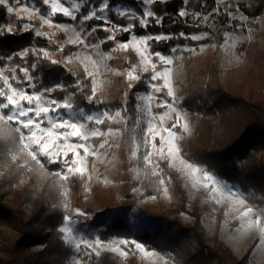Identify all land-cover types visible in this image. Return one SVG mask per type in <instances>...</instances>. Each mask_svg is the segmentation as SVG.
Listing matches in <instances>:
<instances>
[{
	"label": "rangeland",
	"instance_id": "374dc122",
	"mask_svg": "<svg viewBox=\"0 0 264 264\" xmlns=\"http://www.w3.org/2000/svg\"><path fill=\"white\" fill-rule=\"evenodd\" d=\"M97 1L61 0L75 19L62 13L49 15L51 0L47 6L42 0H7L0 4L5 13L0 29L32 34L31 42L24 48L0 51V91L11 94L4 84L7 79L13 88L19 90L23 86L29 95L42 94L60 103L67 99L73 109L58 110L64 119L86 123L102 133L89 137L87 142L70 138L68 143H85L92 154L84 156L83 149H77L80 156L76 159L83 164L84 175L62 180L55 175L57 165L45 163L40 168L31 161L30 150L21 151L13 123L0 119V197L27 216L53 207L59 215L55 234L70 241L64 242L71 249L66 264H264V213L260 211L264 209V196L248 186L220 178L196 158L209 142L228 135L227 129L217 128L216 132L214 127L220 128L216 121L219 113L212 119L214 113L202 102L205 89L223 86L242 93L249 83L254 86L257 73L264 76V70L259 68L262 60H255V52L264 50V12L257 17L248 16L242 6L248 7L249 0H183L181 16L192 15L203 26L217 27V15L222 13L226 28L219 40L210 30L177 35L182 42L162 51L152 49L148 37L159 36V40H153L165 42L171 34L150 29L148 18L152 16L144 15L153 13L151 5L155 0L115 4L103 11L100 9L107 0ZM73 4L77 7L73 8ZM9 7L13 8L11 13ZM94 11L98 18L83 21L84 15L91 17ZM42 18L50 20L51 26L43 24ZM37 32L41 34L36 35ZM109 36L113 39L109 40ZM80 40H91L93 46L85 47ZM122 43H127L128 49L120 48ZM167 60L171 63L166 64ZM47 67L51 70L44 78ZM129 71L141 80L129 81ZM157 72L161 75L151 81ZM29 76L31 80L27 79ZM47 76L54 79L48 81ZM166 80L172 97H168V88L164 87ZM130 82L135 86L132 90L128 87ZM153 84L162 91L156 92ZM56 85L63 88H55ZM48 88L54 90L45 92ZM93 89L95 96L89 102ZM0 100L7 102L4 97ZM25 103L21 102L22 106ZM168 103L176 110L167 107ZM81 109L85 116H99L104 123L86 121L80 115ZM105 111L108 116H102ZM117 111L121 113L119 117L115 115ZM178 114L181 121L173 129L177 133L173 143L181 153L169 155L166 161L157 148L166 135L163 129L171 128ZM184 124L187 131L181 130ZM41 126H48L47 121ZM150 127L152 132L148 131ZM156 133L160 135L145 147L144 141ZM127 139L131 143L129 155L125 149ZM149 152L153 163L143 159ZM52 158L57 159L55 155ZM60 158H64L63 151ZM67 158L72 159L71 152ZM181 160L225 182L222 190L211 192L213 186L220 185L208 182L206 188L203 171L192 176ZM157 164L164 172L153 175L160 173ZM161 179L164 184H160ZM229 187L237 196L228 192ZM241 198L245 199L243 204L239 203ZM249 207L253 212L241 217ZM258 217L260 224L254 223ZM61 228L70 232L61 233ZM3 230L0 224V232ZM157 230L163 231V238L150 239ZM96 241L101 243L97 245ZM133 241L154 255L145 256ZM77 243L81 244L79 252Z\"/></svg>",
	"mask_w": 264,
	"mask_h": 264
},
{
	"label": "trees",
	"instance_id": "16d2710c",
	"mask_svg": "<svg viewBox=\"0 0 264 264\" xmlns=\"http://www.w3.org/2000/svg\"><path fill=\"white\" fill-rule=\"evenodd\" d=\"M134 1L136 0H107L106 3L108 7H112L115 4ZM182 2L183 0H164L160 3L155 0L152 3L153 15L148 18V27L171 34L165 42H155L151 39L152 49L166 51L182 42L181 39H177V35H188L204 30H210V33L220 39L222 30L226 28L225 15L222 13L217 15L215 21L217 27L213 25L206 27L200 20L196 21L192 15L181 16ZM248 2V7L242 6L248 16L257 17L264 12V0ZM4 19V9L0 8V24ZM31 38L30 33H9L0 29V51L11 52L24 48L31 42ZM188 40L194 43L193 40ZM255 56L256 61L261 59L264 64V50L255 52ZM262 63L260 61L259 68L264 70ZM50 70L51 68L47 67L42 77L45 78ZM256 76L254 86L249 83L242 93L223 86L202 90L205 91V101L202 102L214 113L212 119L219 113L216 121L220 122V128L216 126L214 128L221 131L227 129L228 135L222 140L214 139L209 142L208 146L201 149L202 155L196 158L220 178L248 186L263 197L264 85L262 83L264 76L261 73H257ZM47 77L48 81L54 79ZM207 119L211 120V116H207ZM126 143L128 148L125 149L129 155L130 140L127 139ZM6 201L0 197V224L4 228L0 232V264H66V256L71 249L55 234L59 215L53 207L50 209L45 207L42 211L27 216L18 206H11ZM162 232V230L155 231L150 239L160 240L163 238ZM239 263L237 261L236 264Z\"/></svg>",
	"mask_w": 264,
	"mask_h": 264
},
{
	"label": "snow or ice",
	"instance_id": "6c2138e0",
	"mask_svg": "<svg viewBox=\"0 0 264 264\" xmlns=\"http://www.w3.org/2000/svg\"><path fill=\"white\" fill-rule=\"evenodd\" d=\"M148 2H151V0H148ZM7 0H0V4H6ZM42 3L44 5H49L50 0H42ZM73 8H76L77 5L73 4ZM108 8V4L104 3L103 7L100 9L103 11L104 9ZM13 11L12 7L8 8V12L11 13ZM63 14L64 17H72L73 16L72 11L69 10L68 7H65L61 0H51V13L49 15L56 16L57 14ZM183 14V13H181ZM145 16H152L153 13L151 12H145ZM93 17H97V13L94 11L92 13V16L84 15L83 21H87ZM98 18V17H97ZM43 24H48L51 26L52 22L48 20L47 18H42ZM159 22V21H157ZM146 23V22H145ZM57 28H60L59 23L56 24ZM98 29H93L92 31L95 32ZM124 32H127V28H123ZM9 33L12 32L11 29L8 30ZM41 33L37 32L36 35H40ZM90 34V33H89ZM109 40L113 39L112 36L108 37ZM148 39H156L159 40L160 37H148ZM141 41H137V43H140ZM80 43H84L85 47H92V41L89 40L85 42L84 40H80ZM129 45L127 43L120 44V48L128 49ZM157 56L160 55V53H156ZM44 56L47 57L48 53L44 52ZM162 60H164V57H160ZM100 59H103L101 56ZM51 63L56 64V60H52ZM166 64H170L171 61L167 60L165 61ZM32 67H36V65H32ZM20 71L27 73V69L21 68ZM167 72V70H166ZM91 76V73L88 74ZM161 74L159 72L153 74L151 76V81L157 80V78ZM129 81H137L139 82L141 80V77L139 75H134L133 72L129 71L127 73ZM15 79V77H13ZM28 80H31L32 77H27ZM77 87H79L80 80H77ZM4 84L8 85L9 90L11 91V94L6 95L5 92L0 91V97H4L6 99V103L3 102V100H0V110L3 111V115L0 116V119H4L6 122H12L14 126L15 133H18V140L19 144L22 146L21 151L23 149H29V156L31 158V161H34L36 165H39L40 168L45 167V163L49 165H57L58 167L55 170V175L60 176L62 180H68L70 176L74 177L76 175L83 176L84 175V166L82 163H80L76 158L80 156V153L77 151V149H83L84 156L91 155L92 153L89 151V147L86 146L85 143H68L70 138H75L76 141H85L87 142L89 140V137H99L102 135V133L96 129L89 127L86 123H80L79 121L72 122L68 119H64L63 116L60 115V112L58 110H66L68 112H71L73 109V104L68 102L67 99L64 100L63 103L58 102L56 99H48L47 97L43 96L42 94H32L29 95L23 90V86L19 90L12 87L11 84H9V81L7 79L4 80ZM129 89L132 90L135 86L130 82L128 85ZM164 87L168 88L167 95L168 97H172L174 94L171 90L169 82L166 80ZM55 88H63V85H56ZM152 88L156 92H161L162 89L155 84L152 85ZM54 89L48 88L45 89V92L51 93ZM19 97L18 99L14 97ZM95 96V89L92 90V95L88 97L89 102L93 100V97ZM21 102H26L24 106H22ZM43 104H46L48 106H42ZM34 105V106H33ZM158 106H164V105H158ZM167 107L172 108L173 111L176 109L173 108L172 103H168ZM49 113H52L54 115L50 116ZM80 115L84 117V119L88 122H94L96 125H100L104 123V120L97 116L94 117L93 115H86L84 113V110H80ZM109 112L105 111L102 113V116H108ZM117 117L121 115L120 111H117L115 113ZM163 118L161 117V122ZM44 121H47L48 126L42 127V123ZM181 116L178 114L176 117V123L172 125L171 128L163 129V132L166 133L165 136H163L160 140V146L157 148V152L161 154L162 158L166 161L168 160L169 155L172 154H180L181 149L176 146L173 141L177 137V133L173 131V129H176L180 126ZM182 131H187L188 126L187 124H184ZM149 132H152V128L150 127L148 129ZM160 135V133H156L154 136L149 137L147 141H144L145 147H147L149 144L152 143V140L155 139V136ZM15 139V136H14ZM63 142V143H58ZM104 145H101L103 147ZM152 147L155 148L156 145L152 144ZM165 147H167V152L164 151ZM66 149V151H64ZM64 152V158H60V152ZM72 153V159H68V153ZM56 156L57 159H53V156ZM135 155V152L133 153ZM152 155L151 152L145 154L143 156V159L147 163H153L149 157ZM181 163L184 165L185 168L191 170V175L195 176V174L198 171H203V180L205 181V187L207 188V183L212 182L214 185H220V187L213 186L211 189V192H219L222 190L224 183L223 181L216 179L212 174H210L206 170H202L200 168L195 167L194 165L190 163H186L184 160H181ZM157 168L160 169V173H153V175L162 174L164 172V169L157 164ZM172 167V164L169 163V168ZM64 169H66V173H64ZM165 181L163 179L160 180V184H164ZM228 192L233 195L237 196V192H234L231 187L228 188ZM245 202V199L241 198L239 199V203L243 204ZM253 208L249 207L244 212L241 213V217H247L250 213L253 212ZM262 213H264V209H260ZM82 214V213H81ZM64 220L67 221L68 217L65 216ZM256 224H260L261 221L258 218L254 221ZM61 233H68L70 232V229L68 228H61L59 229ZM264 231V229H262ZM62 242H68L65 241L62 237ZM87 243L88 247H92L91 243ZM97 245L100 244V241L95 242ZM122 244L128 243L127 241H121ZM132 243L135 244V248L141 252L145 253V256H153L154 253L146 251L143 244L136 243L133 241ZM76 250L79 252L81 249V244H76Z\"/></svg>",
	"mask_w": 264,
	"mask_h": 264
}]
</instances>
